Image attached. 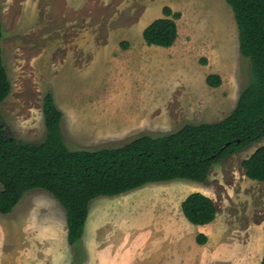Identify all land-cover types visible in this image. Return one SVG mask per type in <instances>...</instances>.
<instances>
[{
  "label": "rangeland",
  "instance_id": "obj_1",
  "mask_svg": "<svg viewBox=\"0 0 264 264\" xmlns=\"http://www.w3.org/2000/svg\"><path fill=\"white\" fill-rule=\"evenodd\" d=\"M163 4L182 15L172 66L179 56L185 62L176 65L180 76L154 69L162 84L144 82L152 77L137 75L130 55L120 61L116 75L110 67L109 75L90 71L93 55L77 42L79 29L59 27L58 16L45 6L41 26L29 35L7 19L2 48L13 85L1 110L7 133L20 142L42 143L48 92L64 114L62 132L71 150L120 145L141 134L170 133L186 124L217 123L230 116L250 81V63L240 55L232 9L226 0L150 2L151 7ZM134 6L143 13L146 4L134 0ZM120 53L113 54L123 59ZM213 74L222 78L216 89L207 84ZM172 78L187 81L164 88ZM263 146L264 140L216 165L205 184L180 180L97 199L77 248L68 245L67 218L60 203L46 191H30L11 214H0V264L46 262L54 260L51 256L73 264H261L264 184L247 179L241 164ZM194 192L206 194L217 205V219L206 228H194L183 215L181 205ZM200 233L209 237L204 246L196 243Z\"/></svg>",
  "mask_w": 264,
  "mask_h": 264
},
{
  "label": "trees",
  "instance_id": "obj_2",
  "mask_svg": "<svg viewBox=\"0 0 264 264\" xmlns=\"http://www.w3.org/2000/svg\"><path fill=\"white\" fill-rule=\"evenodd\" d=\"M239 35V51L249 61L250 81L241 90L235 110L217 123L186 124L164 134H141L127 143L94 150L67 147L64 114L54 95L43 101L46 137L40 143L20 142L7 133L1 116L13 85L4 63V29L0 20V214L9 215L33 190H43L63 207L68 245L77 248L85 234L94 201L115 198L147 185L174 181L207 183L211 170L237 153L264 140V0H226ZM165 18L145 31L149 46L173 47L179 37L181 13L169 7ZM207 84L219 88L222 78L209 75ZM249 180L264 184V146L241 164ZM185 218L194 226L212 224L218 215L213 199L193 193L182 203ZM199 245L208 237L199 234ZM264 264V257L261 262Z\"/></svg>",
  "mask_w": 264,
  "mask_h": 264
},
{
  "label": "crops",
  "instance_id": "obj_3",
  "mask_svg": "<svg viewBox=\"0 0 264 264\" xmlns=\"http://www.w3.org/2000/svg\"><path fill=\"white\" fill-rule=\"evenodd\" d=\"M141 1L146 4L143 13V8H140V10L134 6V0H0V20L3 25V29L5 21L8 19L10 20L9 22L12 26L27 29L26 31L21 32L23 35H29L30 32H32L30 31L31 29L41 26V13L43 6H45L44 10H50L58 16L57 24L59 27L64 29H79V31L75 32V37L77 35H81L77 42L83 45L84 51L93 55V60L91 64L87 66V69L92 71L93 68L96 73H102L103 71L106 75H109L110 67L113 71L111 75H116V69H119V65L123 64L120 61L127 59V56L130 55L131 58L134 57L133 71L136 70L137 72L135 73H138L137 75L143 74L142 76L152 77V80L145 79L143 80L144 82H148L149 84L154 82L162 84V82L157 78L159 74L155 72L156 70L162 72L167 71V73L172 72L171 75L178 74V76H180L182 74L177 72L176 65L178 62L184 63V59L180 56L177 57L174 66H172V50L176 47V45H178L180 40V30L178 25L180 20L177 21L179 37L173 47L164 48L149 46L145 42L144 31L154 21L165 18L163 10L165 7H169L170 5L163 4L161 6L151 7L150 2H153V0H146V2L143 0ZM102 24H104V28L103 33L100 36L98 28ZM59 41L60 40L57 42ZM51 43L53 44V42ZM55 43L56 42L54 41V44ZM120 51V55L123 59L115 58L113 53L116 52L119 54ZM98 63L100 67H95ZM172 80L173 78L171 79L169 86H164V88L169 89V87H172L174 83L179 85L182 82L187 81L182 78ZM104 82H106V80H104ZM174 88L177 87L174 86ZM88 89H90V87ZM133 100L135 102V99ZM137 102L140 105V102ZM135 106L137 107L136 104ZM210 225L196 226L194 228L201 229ZM51 259L54 260L46 262H20L15 264H73V262L69 260H56L53 256H51ZM120 262L125 261L100 260V264H120ZM128 262H131L128 264H148L137 260H131ZM177 262L179 261H175L174 264H182L181 262ZM154 264H172V262L157 261Z\"/></svg>",
  "mask_w": 264,
  "mask_h": 264
}]
</instances>
